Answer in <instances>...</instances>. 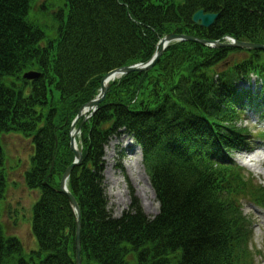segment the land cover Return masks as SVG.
<instances>
[{
  "label": "trees",
  "instance_id": "1",
  "mask_svg": "<svg viewBox=\"0 0 264 264\" xmlns=\"http://www.w3.org/2000/svg\"><path fill=\"white\" fill-rule=\"evenodd\" d=\"M38 1L0 0V201L6 133L29 139L23 183L40 189L30 226L38 257L23 256L0 224V264H75V214L58 184L74 158L70 123L105 73L146 62L169 33L264 44V0H62L66 17L59 10L55 25L41 24L49 0ZM199 9L217 13L209 27L193 22ZM28 70L40 75L25 79ZM253 74L257 90L242 85ZM263 88L264 50L193 41L171 42L151 68L111 81L81 124V163L67 180L80 209L81 264H255L242 205L264 209V186L232 153L254 146L253 130L237 123L262 107ZM117 133L142 150L159 204L153 217L135 196L120 217L107 208L104 146Z\"/></svg>",
  "mask_w": 264,
  "mask_h": 264
},
{
  "label": "rangeland",
  "instance_id": "2",
  "mask_svg": "<svg viewBox=\"0 0 264 264\" xmlns=\"http://www.w3.org/2000/svg\"><path fill=\"white\" fill-rule=\"evenodd\" d=\"M45 0H39L40 4ZM59 10L63 12V17H66V6L62 0H49L47 4L46 14L41 15L42 25H55L61 21L59 18ZM246 57V55H244ZM255 77H253L254 79ZM245 87H251L252 90H257L259 87L258 79L250 82L242 83ZM255 92V91H254ZM57 95V92L54 91ZM262 103V107L251 108L246 111L242 119L237 123L240 126H248L255 133V148L261 153L264 151V138L257 135V132L264 131V90L262 95L256 99ZM262 110V111H261ZM130 137L124 133L115 134L107 145L104 146L103 155V185L107 194V208L112 216L119 217L133 203L135 196L148 217H153L158 207L156 197L153 198L148 190L147 177L149 178L141 149L133 143L132 146H127ZM5 150L7 154V186L3 199L0 201V224L3 232L6 235L16 236L22 242L23 256L31 255L35 259L38 257L36 251L38 245L35 237L31 234L30 226L32 220V208L34 203L40 196V189H29L23 183L24 172L30 168V156L32 149L29 147V139L23 134L8 133L3 137ZM131 142V141H130ZM132 143V142H131ZM77 144V141H76ZM126 145V146H125ZM108 146L110 157H107L105 147ZM78 147V145H76ZM131 148V151H130ZM242 152H233L232 157L235 162L244 166L254 179L264 185V159L252 162L253 166L259 171L255 174L251 169L244 165L241 161ZM136 160V161H135ZM131 164V169H135L134 174H131L128 165ZM135 178V179H134ZM150 182V180H149ZM147 189L146 192L143 191ZM119 192H116L117 190ZM115 192V193H114ZM155 195V194H154ZM243 212L246 216L252 219L253 237L250 248L254 255L255 264H264V209L254 205L251 201L243 202ZM2 211V212H1ZM260 251V252H258ZM43 256V255H41ZM11 259L8 263L11 264Z\"/></svg>",
  "mask_w": 264,
  "mask_h": 264
},
{
  "label": "water",
  "instance_id": "3",
  "mask_svg": "<svg viewBox=\"0 0 264 264\" xmlns=\"http://www.w3.org/2000/svg\"><path fill=\"white\" fill-rule=\"evenodd\" d=\"M217 18V13L213 12H203L202 9L197 10L192 15V20L194 23H198L202 27H209L214 20ZM231 42H221L220 40H210L205 38H199L192 35L187 34H180V33H169L164 35L160 38L158 41L157 49L154 51L152 56L147 60L146 62L141 63H135L131 65H126L118 68H114L107 73H105L102 78L100 79V88L98 94L86 102L85 104L81 105L78 109V112L76 116L74 117L73 121L70 124L69 129V148L74 153V159L73 161L65 168L64 172L61 175L60 181H59V191L63 193L68 202L69 205L75 214V264H81L80 259V209L79 206L72 195V193L67 188V179L70 175V172L73 167L79 165L81 163L82 159V153L81 150L76 147V134L80 130L81 123L89 118L94 111L96 110V106L99 102L102 101L107 87L110 85V82L120 75H123L130 71H141L145 69L151 68L162 51L165 49V47L174 41H193L197 42L203 45L210 46L212 48H218V47H235V48H245V49H251V50H264V44L261 43H253V42H244V41H238L234 40L233 38L228 37ZM40 75V72L35 70H28L22 74L23 78L26 79H33ZM83 116V119L81 120L80 124L75 127L76 121L79 117Z\"/></svg>",
  "mask_w": 264,
  "mask_h": 264
},
{
  "label": "bare ground",
  "instance_id": "4",
  "mask_svg": "<svg viewBox=\"0 0 264 264\" xmlns=\"http://www.w3.org/2000/svg\"><path fill=\"white\" fill-rule=\"evenodd\" d=\"M26 72V71H25ZM24 73V72H23ZM22 73V74H23ZM23 77V76H22ZM126 146V145H125ZM105 150H106V153H108L107 154V157H110L111 156V154L109 153V150H108V146H106L105 147ZM264 158V153H261L258 149H254V150H252L251 152H249V153H246V154H243L242 156H241V161H242V163L244 164V165H246L249 169H251L255 174H258L259 173V169L257 170V168L255 167V165L253 166V164H252V162H257V161H260V160H262ZM136 161V160H135ZM128 167H129V169H130V172H131V174H134L135 173V171L137 170L138 171V168H137V166H135V169H131V164L130 165H128ZM135 179V178H134ZM147 184H148V190L151 192V194H152V197L153 198H155V195H154V191H153V189H152V186H151V184H150V182H149V178L147 177V182H146ZM117 190V189H116ZM143 191L144 192H146L147 191V189H144L143 188ZM116 192H119V190H117ZM115 193V192H114ZM156 204H157V207H158V203L156 202ZM81 259V258H80Z\"/></svg>",
  "mask_w": 264,
  "mask_h": 264
},
{
  "label": "clouds",
  "instance_id": "5",
  "mask_svg": "<svg viewBox=\"0 0 264 264\" xmlns=\"http://www.w3.org/2000/svg\"><path fill=\"white\" fill-rule=\"evenodd\" d=\"M203 12H204V11H203ZM205 13H207V12H205ZM187 35H188V34H187ZM192 36H193V35H192ZM196 37H197V36H196ZM228 37H229V36H226V37H225L226 41H221V40H220V41H221V42H231V40H230ZM233 39H234V38H233ZM234 40H236V39H234ZM238 41H240V40H238ZM218 48H220V47H218ZM224 48H230V47H224ZM232 48H235V47H232ZM25 79H26V78H25ZM28 80H29V79H28ZM90 100H91V99H90ZM84 104H85V103H84ZM98 104H99V103H98ZM82 105H83V104H82ZM96 107H97V106H96ZM77 112H78V111H77ZM94 112H95V111H94ZM76 114H77V113H76ZM92 115H93V114H92ZM92 115H91V116H92ZM75 116H76V115H75ZM91 116H90V117H91ZM81 117H82V119H83V116H81ZM81 117H79V118H81ZM79 118H78V120H79ZM73 119H74V118H73ZM87 119H88V118H87ZM87 119H85V120H87ZM78 120H77V121H78ZM85 120H84V121H85ZM72 121H73V120H72ZM77 121H76V123H77ZM84 121H83V122H84ZM83 122H82V123H83ZM82 123H81V124H82ZM70 124H71V123H70ZM79 124H80V123H79ZM79 124H78V125H79ZM78 125H77V126H78ZM77 126H76V124H75V127H77ZM80 128H81V127H80ZM69 129H70V128H69ZM79 131H80V130H79ZM79 131H78V133H79ZM78 133L76 134V137H77ZM6 134H8V133H6ZM14 134H15V133H14ZM3 137H4V135H3ZM76 141H77V139H76ZM77 143H79V142L77 141ZM78 148H79V147H78ZM73 159H74V158H73ZM6 165H7V164H6ZM72 169H73V168H72ZM63 172H64V171H63ZM60 178H61V177H60ZM68 178H69V177H68ZM67 180H68V179H67ZM59 181H60V179H59ZM106 195H107V194H106ZM76 202H77V201H76ZM77 204H78V203H77ZM129 206H130V205H129ZM142 210H143V209H142ZM143 212H144V211H143ZM120 216H121V215H120ZM120 216H119V217H120ZM113 217H114V216H113Z\"/></svg>",
  "mask_w": 264,
  "mask_h": 264
}]
</instances>
